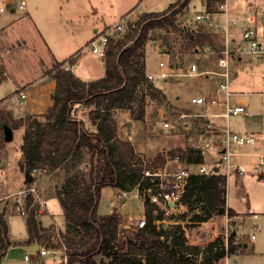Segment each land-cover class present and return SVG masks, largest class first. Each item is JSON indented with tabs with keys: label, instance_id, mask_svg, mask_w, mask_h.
Here are the masks:
<instances>
[{
	"label": "trees",
	"instance_id": "16d2710c",
	"mask_svg": "<svg viewBox=\"0 0 264 264\" xmlns=\"http://www.w3.org/2000/svg\"><path fill=\"white\" fill-rule=\"evenodd\" d=\"M177 2L161 11L142 13L136 28L111 40L104 56L105 73L100 78L83 81L63 62H55L51 70L56 84L47 110L41 114L25 113L10 124L4 123L14 129L23 127L20 153L29 173L34 169L63 172L55 194L65 218L60 236L67 249L68 264H218L226 252L237 253L234 234L227 239L226 251L221 236L203 245L189 244L179 223L166 227L160 223L157 227L156 219L175 216L165 215L147 193L142 198L145 225L135 231L119 234L117 212L100 214L97 210L104 187L147 189L151 176H143V168L158 169L154 165L165 160L163 153H157L153 166L144 165L132 143L118 136L114 110L133 95L141 82H145L146 90H153L146 79L140 50L150 29L176 27L175 13L166 12ZM184 32L187 43H193V51L196 44L213 45L218 40L216 33L204 27ZM78 104L88 107L87 120L73 113ZM176 156L186 164L203 160L199 149ZM226 186L227 176L223 174H190L180 199L186 208L181 215L192 214L199 221L215 214L234 216V209L227 205ZM197 207L199 211H195ZM26 223V243L39 241L42 233L35 216L30 214ZM5 239L7 225L0 216V258L10 245Z\"/></svg>",
	"mask_w": 264,
	"mask_h": 264
},
{
	"label": "rangeland",
	"instance_id": "374dc122",
	"mask_svg": "<svg viewBox=\"0 0 264 264\" xmlns=\"http://www.w3.org/2000/svg\"><path fill=\"white\" fill-rule=\"evenodd\" d=\"M125 1L127 0H121L122 3ZM169 1L172 0H140L142 5L139 8L133 7L132 9L138 12L144 10L161 11L168 5ZM194 4L197 5V2L195 1ZM240 8L256 11L258 16L264 19V0H255L250 3L242 0L240 1ZM175 22V28L155 27L148 31V39L140 50L143 52L146 74L148 72L157 73L160 60H163L165 67L172 72H180L181 68L189 63H195L198 70H217V55L222 41L221 36L217 34V43L214 42L213 45L201 46L196 44V50L193 51V43H187L188 39L184 37V31L193 29L192 24L183 25L184 21L177 16ZM83 53H87L83 58V60L87 58L86 65L93 62V58L96 60L102 58L88 47L83 50ZM0 61H2L0 64L5 65V69L11 67L12 69H18L21 74H28L25 78L27 80L30 78L29 75L35 72V66H37V63H33L34 66H32V63L28 61L25 65H23V62L13 63L10 58L9 63H6L5 59H0ZM237 64L238 60L235 58L232 62L230 61V89L242 92L239 95L246 99L247 107L255 110L260 104L264 105V93H258L264 86V76H262V73H264V55L243 54L239 64ZM49 67L48 63L42 65L40 71L49 70ZM219 79L220 77L214 73L196 76H170L165 79L158 78L154 83H151L154 87L153 90H146L145 82H141L133 95L114 110V117L116 123H119L120 133L121 130L125 129L128 133L131 132V139H136H134L137 145L136 148L141 150L137 154L140 159L143 158L144 165L147 163L150 167L153 166L152 161L156 154L163 153L165 155L164 162L158 161L154 166L161 170L164 168L167 171L176 170L186 165L180 158L177 160L176 155L185 156L189 149L200 150L201 133L199 127L188 132L180 129H175L172 132L163 130L161 120L157 116V110L161 105L181 107L179 104L186 103L187 99L185 98L195 94L196 91L216 94L217 90V94L222 97L223 92L218 89ZM15 86L10 79L0 83V127L6 122L10 124L14 119L25 115H19L20 111H17L21 102L11 99L16 93L15 91L12 92ZM233 99L234 97H232ZM87 111L88 107L84 104H78L73 109V113L84 120H87ZM251 117L245 115L229 116L228 118H218V122L219 124L227 122L232 130H239L246 125V120L255 118ZM133 129L140 134L139 140L132 133ZM23 130V127L13 128V138L9 142L3 140V130H0V156L5 158V164L0 167V216L7 225V239H5V242L9 241V246H11L6 248L7 254L0 258V264H57L60 262V257L46 256L41 261H34L33 254H31V260H23L24 253H27V250H24L27 238L23 241L28 234L26 217L15 212L13 208L18 195L17 191L20 188L29 183L36 185L40 195L46 198V211L35 216L39 231L42 233L39 238L40 242L45 241L56 231V233L63 231L65 226V218L55 194L57 184H60L63 180V172L62 170L44 172L35 169L31 172L33 175L32 181L25 182V170L23 172L20 169V162H23L20 157ZM145 144L147 145L142 147ZM211 151L213 152L210 154ZM202 157V161L209 163L216 159L218 154L216 150L210 149L202 153ZM191 168H194V166ZM146 169L150 170L149 167H144L142 173ZM135 188L126 190L127 197L123 198H117V189L120 188L110 187L109 190L106 189L103 191V197L97 210L105 212L109 205L110 208L116 211L118 204L127 200L128 197H132L130 205L138 210L137 204L140 199L143 200L145 193L144 189ZM108 194L113 196L106 198ZM226 200L227 205L233 208L236 213L234 216H228L230 217L228 221H226V214H215L206 221H199V218L192 214L183 217L181 213L186 211V208L181 204L165 214L167 216L172 214L175 216L174 218L166 217L161 221L155 220V222L157 225L160 223L166 225L179 223L181 226H186L191 236V244L203 245L217 236H221L220 232L222 231L227 233V238L230 234H234L237 253L232 254V258H235L239 264H264V182L261 181L258 174L252 172L229 174L227 177ZM112 202L117 206H112ZM195 211H199V208L197 207ZM122 215L121 220L127 221L126 215ZM54 227H57V229H53ZM251 235H254L253 239ZM221 237L225 239L226 236L222 235ZM73 264L79 263L74 262Z\"/></svg>",
	"mask_w": 264,
	"mask_h": 264
},
{
	"label": "built area",
	"instance_id": "2783aa9c",
	"mask_svg": "<svg viewBox=\"0 0 264 264\" xmlns=\"http://www.w3.org/2000/svg\"><path fill=\"white\" fill-rule=\"evenodd\" d=\"M4 0H0V13L4 12L6 7ZM176 5L167 10L166 14L175 13V17H180L184 24H192L193 29L204 27L221 36V44L217 55V70H198L195 63H189L181 68L180 72H172L165 67L163 60L158 62V72H148L146 79L149 83H154L156 79H165L170 76H196L208 75L214 73L220 77L218 89L223 92L222 97L216 94L199 93L189 95L188 106L179 104L181 107L161 105L157 110V116L161 120V127L169 132L180 129L184 132L191 131L199 127L201 133L200 152L214 149L218 157L211 162H200L197 164H186L176 170L164 168L148 170L143 172V176H151L150 187L144 189L151 201L155 202L164 213L181 205L180 199L185 191L188 177L192 173L212 175L223 174H244L245 172L256 173L264 182V153H255L257 162L252 165H246L238 160L236 156L240 155L238 147L254 145L258 142L257 137L252 133H241L230 130L228 126L223 125L220 129L216 123V118H228L229 116L249 115L246 102H234L235 99H241L242 96L229 88L230 79V59L243 54L264 55V19H261L256 12L247 11L240 8L242 0H177ZM195 1L197 5H195ZM247 3L255 0H246ZM23 1L19 4L22 7ZM140 12L132 9L118 17L113 23L103 29L96 31L93 37L87 43V47L92 52L104 57L107 44L125 32L137 27L141 18ZM264 76V73H262ZM264 93V86L262 88ZM26 98V91L19 89L11 98L23 101ZM219 107L222 109L218 110ZM177 160L179 157H176ZM194 166V168H191ZM217 169V170H215ZM35 171V169L33 170ZM30 184V183H29ZM26 185L17 191V197L14 203V211L26 218L33 214L41 215L46 211V198L40 195L36 185ZM151 187L155 190H151ZM127 197V191L117 189V198ZM120 219L118 233L123 231L131 232L145 225V216L139 217L134 224H130ZM227 215V214H226ZM256 216V215H254ZM159 219H156V221ZM230 217H226V221ZM161 221V220H159ZM156 223V222H155ZM156 226L159 227V225ZM216 228V227H215ZM53 229H57L54 227ZM185 237L189 244L191 236L186 226L182 225ZM57 232V231H56ZM52 233L45 241L38 242L35 250L26 248L23 260L41 261L43 257H60L57 264H68L67 249L59 233ZM221 236H226L225 250L227 251V233L220 232ZM220 236V235H219ZM254 238V235H251ZM218 264H239L232 254L226 252Z\"/></svg>",
	"mask_w": 264,
	"mask_h": 264
},
{
	"label": "crops",
	"instance_id": "0c3cea01",
	"mask_svg": "<svg viewBox=\"0 0 264 264\" xmlns=\"http://www.w3.org/2000/svg\"><path fill=\"white\" fill-rule=\"evenodd\" d=\"M21 1L24 4L19 7ZM175 1L177 0L169 1L168 5ZM3 5L6 9L0 13V59H5L6 63H9L8 60L10 58L13 63L23 62V65L28 61L32 63V66H34L33 63H37L35 72L29 75L30 78L28 80L25 79L28 74H21L18 69H12L11 67L5 69V65L0 64V83L10 79L13 85H16L12 92H16L18 89L26 91V98L20 101L21 104L19 110H17L20 111L19 115H24L25 113H44L52 104L51 95L55 89L56 82L52 77L51 68L55 62H63V66L66 69H70L74 75L83 81H90L104 76V57L97 60L93 58L94 61L86 65L85 61H87V58L85 60L83 58L87 53H83V50L86 49L87 43L96 31L113 23L118 17L133 7L139 8L142 4L140 0H127L124 3L121 0H4ZM150 11L157 10H144L140 13ZM234 58L238 60L239 64L242 55L234 56L230 61L232 62ZM47 63L50 69L40 71L42 65ZM18 66L20 67V65ZM205 93L208 92H203V94ZM258 93H262V90L258 91ZM195 94H199V92L196 91ZM188 97L185 98L187 99L186 103L181 101L185 106H188ZM239 101L246 102V99L244 97H241V99L234 98V102ZM220 109L222 107L218 108V110ZM248 111L250 114L245 116L255 118L253 120L249 118L245 121V126L234 131L252 133L257 137L258 142L254 145H247L248 147H238V151L241 154L235 158L246 165H252L257 162L255 153H264V105L260 104L255 110L248 108ZM215 120L218 127L222 126L220 129L223 128V125L228 126L227 122L219 124L218 118ZM116 125L118 136L129 140L134 146L135 152H140L141 150L136 148V139H131V132L128 133L127 129H125L123 130L124 132L121 130L120 133L119 123L117 122ZM228 128L232 130L229 126ZM132 133L135 134L138 140L140 139V134L135 129H133ZM147 144L142 145V147ZM243 157L244 159H242ZM108 188L110 186L102 189L99 203L103 197V191ZM112 196V194H108L106 198H111ZM130 200H132V197H128L127 200L118 204V206L113 202L111 205L117 206L116 212H120L121 216H123L122 214L126 215V222L134 224L139 217L144 215V206L143 200L140 199L137 204V210L130 205ZM107 207L108 209L105 212H99L98 210V213L106 214L113 210L109 205ZM26 238H28V234L23 241ZM34 242L35 240L26 243L24 250L32 247ZM4 254H7V249Z\"/></svg>",
	"mask_w": 264,
	"mask_h": 264
},
{
	"label": "water",
	"instance_id": "95a60500",
	"mask_svg": "<svg viewBox=\"0 0 264 264\" xmlns=\"http://www.w3.org/2000/svg\"><path fill=\"white\" fill-rule=\"evenodd\" d=\"M89 126H91V124H89ZM2 129H3V140H4L5 142H9V141H11L12 138H13V128L10 127V126L7 125V124H3V125H2ZM3 164H4V158H2V157L0 156V167H1ZM20 169H21V171H23V172H24V170H25V172H24V173H25V181H27V182H31L32 179H33V175H32L31 173H29L28 170L25 169V166H24V163H23V162H20ZM215 170H217V169H215ZM135 189H136V188H135ZM163 226L166 227L167 225H166V224H163ZM37 247H38V242L35 240V242L33 243V246L30 247L29 249H30V250H35V249H37Z\"/></svg>",
	"mask_w": 264,
	"mask_h": 264
}]
</instances>
